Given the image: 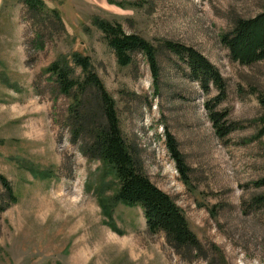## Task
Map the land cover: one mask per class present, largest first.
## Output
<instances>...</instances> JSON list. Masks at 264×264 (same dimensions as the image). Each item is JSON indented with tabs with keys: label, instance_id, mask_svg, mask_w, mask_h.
Masks as SVG:
<instances>
[{
	"label": "rangeland",
	"instance_id": "rangeland-1",
	"mask_svg": "<svg viewBox=\"0 0 264 264\" xmlns=\"http://www.w3.org/2000/svg\"><path fill=\"white\" fill-rule=\"evenodd\" d=\"M59 12L63 31L34 25L19 0H0V174L17 198L0 214V264H264V60L232 61L221 37L264 0H42ZM111 1V2H110ZM95 19L119 23L155 49L159 76L141 53L120 67ZM41 32L40 38L37 34ZM201 53L224 79L215 108L236 129L219 139L204 92L186 64L164 47ZM88 56L115 101L122 135L144 173L173 198L202 243L206 259L188 261L150 233L139 207L118 204L108 228L97 203L100 164L70 143L68 100L43 70L59 56ZM188 167L184 181L166 135ZM51 172L36 177L34 172ZM111 191L106 195L110 196ZM7 201L0 184V204ZM260 201V202H257Z\"/></svg>",
	"mask_w": 264,
	"mask_h": 264
},
{
	"label": "trees",
	"instance_id": "trees-1",
	"mask_svg": "<svg viewBox=\"0 0 264 264\" xmlns=\"http://www.w3.org/2000/svg\"><path fill=\"white\" fill-rule=\"evenodd\" d=\"M19 1L31 14L34 25L42 26L48 22L63 31V22L57 10L48 9L42 0ZM93 24L104 35L120 67L132 65L134 55L141 53L149 64L152 77L158 79L157 52L148 41L137 34L125 33L119 23L95 19ZM40 36L41 32L37 34V37ZM221 43L228 50L232 61L242 65L263 61L264 10L253 18L236 20L232 30L222 35ZM164 47L186 64L189 79L196 81L204 92H208L210 87L216 89L217 96L212 106L206 104V109L215 135L223 139L236 129L237 124L226 120V111L215 108L224 95V79L220 72L193 48L171 42H165ZM43 73L53 81L56 92L68 100L65 123L70 143L78 145L80 154L87 160L101 165L96 193L103 223L113 232L122 235L123 232L118 230L113 221L115 207L118 204L137 206L142 211L148 232L163 233L166 242L177 255L188 261L206 259L204 246L191 231L181 208L171 196L151 182L138 156L126 143L115 101L95 72L91 59L72 52L68 56H59ZM260 103L264 105V97L260 98ZM262 135L264 127L258 137ZM166 143L177 171L186 181L189 171L176 140L167 134ZM34 175L47 179L52 174L49 171H36ZM0 184L7 198L6 202L0 204L1 214L15 204L17 198L10 182L1 174ZM255 185L263 187L264 177ZM111 190L113 193L107 196L106 192ZM258 199L264 202V194Z\"/></svg>",
	"mask_w": 264,
	"mask_h": 264
}]
</instances>
